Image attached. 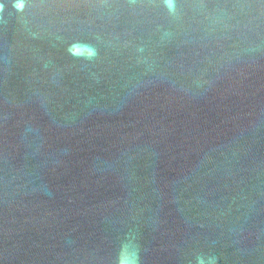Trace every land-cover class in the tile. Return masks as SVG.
<instances>
[{"label":"water","instance_id":"95a60500","mask_svg":"<svg viewBox=\"0 0 264 264\" xmlns=\"http://www.w3.org/2000/svg\"><path fill=\"white\" fill-rule=\"evenodd\" d=\"M129 249L264 264V0H0V264Z\"/></svg>","mask_w":264,"mask_h":264},{"label":"clouds","instance_id":"9594fccd","mask_svg":"<svg viewBox=\"0 0 264 264\" xmlns=\"http://www.w3.org/2000/svg\"><path fill=\"white\" fill-rule=\"evenodd\" d=\"M165 6L169 11L175 10V0H165ZM20 7H23L21 3ZM95 55V51H93ZM117 264H138V253H135L134 249H129L126 253L122 250L117 253ZM197 264H201V260L197 257Z\"/></svg>","mask_w":264,"mask_h":264}]
</instances>
